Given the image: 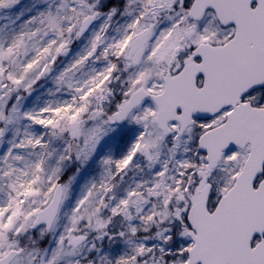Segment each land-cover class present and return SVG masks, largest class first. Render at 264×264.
<instances>
[{
    "label": "snow or ice",
    "instance_id": "1",
    "mask_svg": "<svg viewBox=\"0 0 264 264\" xmlns=\"http://www.w3.org/2000/svg\"><path fill=\"white\" fill-rule=\"evenodd\" d=\"M0 264H264V0H0Z\"/></svg>",
    "mask_w": 264,
    "mask_h": 264
}]
</instances>
